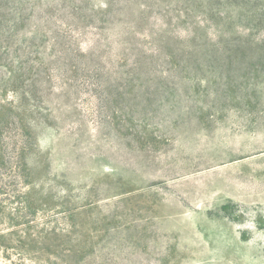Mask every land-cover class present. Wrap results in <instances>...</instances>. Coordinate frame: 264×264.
<instances>
[{"label":"rangeland","instance_id":"374dc122","mask_svg":"<svg viewBox=\"0 0 264 264\" xmlns=\"http://www.w3.org/2000/svg\"><path fill=\"white\" fill-rule=\"evenodd\" d=\"M0 264H264V0H0Z\"/></svg>","mask_w":264,"mask_h":264}]
</instances>
